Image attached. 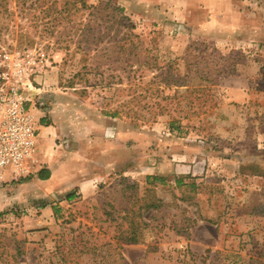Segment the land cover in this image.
<instances>
[{"label":"rangeland","instance_id":"obj_1","mask_svg":"<svg viewBox=\"0 0 264 264\" xmlns=\"http://www.w3.org/2000/svg\"><path fill=\"white\" fill-rule=\"evenodd\" d=\"M84 1L0 0V57L59 132L0 181V264H264V0ZM125 186L162 204L141 243Z\"/></svg>","mask_w":264,"mask_h":264},{"label":"built area","instance_id":"obj_2","mask_svg":"<svg viewBox=\"0 0 264 264\" xmlns=\"http://www.w3.org/2000/svg\"><path fill=\"white\" fill-rule=\"evenodd\" d=\"M0 181L10 166L21 171L37 151L35 116L32 99L27 95V73L11 55L0 57Z\"/></svg>","mask_w":264,"mask_h":264},{"label":"trees","instance_id":"obj_3","mask_svg":"<svg viewBox=\"0 0 264 264\" xmlns=\"http://www.w3.org/2000/svg\"><path fill=\"white\" fill-rule=\"evenodd\" d=\"M18 1V0H17ZM22 1V0H21ZM25 1V0H23ZM67 5V4H65ZM33 6V5H32ZM80 6L82 9H91L94 10L95 6L93 5H88L84 0H80ZM56 2H52L51 6H49V10L54 8L53 10V15L57 14V16L53 17V21H56L58 19V16L60 17L61 15V11L58 12L56 10ZM60 21V20H58ZM83 24L82 26V34L84 37V39L88 40H92L93 42H95L97 45L103 41V39L106 37V33L104 31H102L101 24L100 23H96L95 20L90 19L87 22H83L81 24H79L80 26ZM80 29V28H78ZM98 31V33H96ZM174 126V122H172L171 127ZM39 179L41 180H48L51 177V171L48 168H45L43 170H41L38 174ZM148 179H152L153 182H163L164 180L157 177V176H148ZM138 186H125V192L126 191H131V199L135 200V204H138V209L140 211V213H138V217H129L130 214H136L135 210H133L131 207H127L126 205H128V203H125V225H126V229H125V242L126 243H141L143 242V238L141 236L140 231L144 228L148 227V223L147 222H143L141 216H143L144 214L150 212L151 210H158L162 207L161 202H157V200H155L156 198H153L150 196V192H153V188L154 186H151L149 188H147L145 190L146 194L145 197L142 198V200L140 201L139 199H136V195H135V191L137 189ZM75 197L74 194H71L68 196V200H72ZM54 209L56 210V208L54 207ZM134 219H138L139 222L134 221ZM142 227V229H141Z\"/></svg>","mask_w":264,"mask_h":264},{"label":"crops","instance_id":"obj_4","mask_svg":"<svg viewBox=\"0 0 264 264\" xmlns=\"http://www.w3.org/2000/svg\"><path fill=\"white\" fill-rule=\"evenodd\" d=\"M29 96H32L31 94H29ZM35 97V96H34ZM34 97H31L32 99V103L31 104V110L32 112L34 113V116H35V123H36V130H37V144L40 148V150H43V147L45 145V143H47L49 140L55 138V137H58L59 135V132L57 130V128H54L53 126H45V125H42V122H43V119H42V116H40V113L39 111L36 109H34L35 107V102H34ZM41 118L42 120L39 121V119ZM42 158V157H41ZM52 162H48L47 164V167L49 170L52 169ZM7 173H5L3 176H2V180L5 179V176H6ZM52 174H51V179H52ZM47 180H41L39 179L38 175H34L33 179L31 182L28 181H25V182H22V184L24 183H31L29 184V186H35V185H39L41 182H45ZM0 209H1V202H0Z\"/></svg>","mask_w":264,"mask_h":264}]
</instances>
